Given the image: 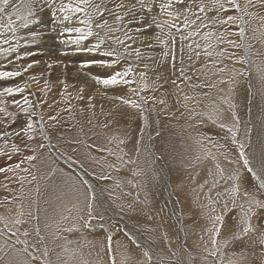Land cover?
<instances>
[{
    "label": "rangeland",
    "instance_id": "rangeland-1",
    "mask_svg": "<svg viewBox=\"0 0 264 264\" xmlns=\"http://www.w3.org/2000/svg\"><path fill=\"white\" fill-rule=\"evenodd\" d=\"M102 2L110 11L101 16L92 13L94 32L107 31L95 28L104 20L112 29H123L135 37V42L125 40V44L129 51L139 49V58L135 54L125 56L111 68L82 66L92 59H108L101 53L110 50L113 42L101 44L99 52L89 51L99 40L96 35L76 44L67 42L68 34L57 33L56 26L85 27L81 21L87 17L77 14L78 20L64 21L58 13L54 19L46 6L29 17L27 27L16 21L15 35L24 38L19 51L0 55V61L5 62L0 63V70L19 71L13 64L20 63L16 56L25 47V55L20 56L25 63L20 66L21 75L0 79V89L27 85L23 93L0 98L5 101L0 106L16 114L5 117L0 113V121L13 133L26 127L29 115L21 113L12 101L23 103L27 96L32 102L29 113L33 123L27 135L21 131L19 137H8L7 146L0 138V149H4L0 168L6 169L0 172V264H113V260L115 264H264V210H257V216L252 217L255 231L242 238H233L240 237L246 226L238 218V209L226 214L225 227L215 245L213 233L208 231L212 218L223 212V201L231 207L235 176L240 177L237 204L246 203L243 192L256 191L260 183L243 163L241 144L249 166L264 179V6L253 0V6L247 8L249 15L243 17L246 23L218 24L217 20L241 13L227 0H220L227 10L219 14L199 12L198 5L211 0H185L175 7L189 21H196L186 29L184 16L176 19L160 9L165 0H147L151 12L140 10L141 0ZM239 2L243 6L245 0ZM19 3L10 0V5ZM118 4L122 7L117 8ZM188 7L191 12L184 11ZM125 12L124 22L116 21V15ZM153 19L164 25L163 29L153 25L138 33L132 31L145 29ZM128 20L135 22L127 24ZM6 22L0 17V23ZM173 23L180 26L179 31L169 28ZM201 24L209 26L200 27V35L180 40L181 35L187 36ZM240 27L245 28L244 36L239 34ZM170 30L176 37L175 61L171 41L169 48H164L157 40L168 39ZM0 32L4 33L0 39L13 36L4 28ZM30 32L41 33L35 43H25ZM123 32L108 35L125 39ZM207 32L215 35L206 40ZM59 38L65 40L64 46L62 41H54ZM228 40L240 47L228 44ZM52 41L55 48L47 46ZM45 47L51 50L41 51ZM73 51L81 52L73 56ZM165 51L168 57L163 56ZM35 58L59 65L66 62L62 66L64 77L61 74L56 80L55 71L42 72ZM28 61L33 64L31 68H27ZM129 64L135 72L129 77L134 81L131 84L104 86L93 79ZM68 65L75 76L64 71ZM141 73L145 75L141 77ZM24 76L37 77V82L31 84L27 77L29 84L22 83ZM209 84L213 86L206 87ZM36 86L41 87H37L39 91ZM120 97L137 102L143 98L145 103L141 109H134ZM220 123L227 127L221 128ZM3 124L0 131L5 130ZM29 135L33 139H28ZM204 137H211L212 142ZM13 143L19 152L12 151ZM33 155L36 159H25ZM17 164L19 168L14 167ZM218 167L224 170V179ZM214 180L218 186L212 188ZM258 198L264 199V194ZM216 200L221 203H213ZM16 219L24 223L15 225ZM8 228L15 235L8 233ZM212 251H216L215 256L210 255Z\"/></svg>",
    "mask_w": 264,
    "mask_h": 264
},
{
    "label": "snow or ice",
    "instance_id": "snow-or-ice-1",
    "mask_svg": "<svg viewBox=\"0 0 264 264\" xmlns=\"http://www.w3.org/2000/svg\"><path fill=\"white\" fill-rule=\"evenodd\" d=\"M185 0H165L164 3L160 5L161 10H166L167 14L169 16H173L176 19H180L182 16H184V13L178 8L175 7V5H183ZM257 2L264 6V0H257ZM227 3L232 6V8L236 9L238 12L241 13V15H229L227 16L226 19H221L217 20L216 23L218 24H236L237 21L240 23H246L244 21V16L249 15L247 12V8L249 6H253V0H245L244 5L242 6L239 0H227ZM37 5L41 9H43L45 6L47 7L48 10L51 12L52 18H57L58 13L62 14L60 17L64 21H73L74 19L78 20L77 14H84L87 19L81 21L85 25V27H75V26H68L65 25L63 28V32L61 35L68 34L67 35V42H71L73 44L79 43L80 41H86L88 37L96 35L99 37V40L97 44L94 46V48L89 49V51H94V52H99L100 50V45L105 43L106 41H112L113 42V47L106 51L101 53V56H106L109 58L113 59H92L89 61H85L82 63V66H92V65H99L101 67L105 68H111L117 65L120 62V59L127 56L131 57L133 54L139 58L140 56V51L139 49H132L129 51L130 46L125 44V40H132L135 42V37L134 36H129L127 32H123V29H112L108 27V21L104 20L102 23H98L95 25L96 29H107L106 32H101V31H95L93 30L92 25V20H93V15L92 13L94 12L96 15L101 16L105 11H110L106 9L103 6V2L101 0V3H95L94 0H67V2H64V0H60L59 3L56 2V0H20L19 4H14L10 5V0H0V17L6 18V23H0V28L7 29L8 32L13 33V36L11 39H0V55L4 56H11L13 53H17L18 49L20 47V41L24 39L23 37H17L15 33L18 31V25L16 24V21L20 22L19 26L22 27H27V25L30 23L29 17H33L36 13L37 10ZM117 8L122 7V5H116ZM91 9V11H89ZM147 10L149 12L152 11V5L147 4V0H141L140 4V10L144 11ZM198 10L200 13L207 14L208 11H215L217 14H219L222 11H226L227 9L225 8V4L221 3L220 0H211V3L205 4L201 3L198 5ZM185 12H191L192 8L188 7L184 10ZM128 12H125L123 15L117 14L115 19L118 22H124V16H127ZM15 17V19H14ZM199 19V17H197ZM261 19H264L262 17ZM143 20V17H141V21ZM134 20H128L127 24H132L134 23ZM196 23L195 20L189 21L186 16H184V19L182 21L183 28H189L190 25H194ZM153 25L156 27L163 29L164 25L160 24L159 21L156 19L152 20L151 24H148L145 26V29H133V32H140L142 30H146L148 28H151ZM209 25L201 24L195 28H193L187 36L181 35L180 40L183 42L185 40L190 39L191 37L200 35L199 28L204 27L207 28ZM170 29H177L179 31L180 26L177 25L176 23H173L169 25ZM112 31H121L123 32V35L125 39H120L119 37H112L108 35V33ZM73 33H78V35L73 36ZM239 34L241 36H244L245 34V28L240 27L239 28ZM4 35L3 32H0V37ZM41 33L39 32H30L29 33V39L25 40V43H29L32 41H35ZM215 33L213 32H207L204 33L205 39H209L210 37L214 36ZM168 39H160V37H157V40H159V43L163 45L164 48H169V42L171 41V49H172V59L175 61L176 56H175V47H176V37L172 36L171 30L167 33ZM221 42H223L222 38ZM228 44L234 46V47H240V45H236L234 41L228 40ZM4 45H7L5 47ZM151 46V45H149ZM189 48L192 47L191 44L188 45ZM199 47V45H197ZM210 47V45H208ZM121 48H123V51H121ZM183 52V48H181V53ZM197 56L199 53H196ZM207 55L211 56V52H206ZM164 57L169 56V52L165 51L163 53ZM21 57L19 55L16 56V59L19 60ZM189 59H191V56H189ZM36 63V62H33ZM182 63V60H181ZM33 64H28L27 68H31ZM51 67V65H49ZM147 68V65H145ZM173 67H175V63H173ZM24 69V71L27 70ZM21 75V71H4L0 70V79H5V78H12V77H17ZM130 75H135L134 69L131 64H129L128 67L115 71L110 75L100 77L96 76L93 79L104 86H115L119 84H124L128 85L133 83L134 81L130 80L129 77ZM141 77H143L145 74L141 73ZM181 75H183V71L181 70ZM33 80H35V77H32ZM175 83V81H173ZM213 85H206V87H212ZM27 85L24 86H10V87H4L3 89H0V98L4 97L5 95L8 96H13L19 93H23L25 91V88ZM131 91L135 92V89H131ZM122 102L126 105H128L131 108L134 109H141V106L145 101L143 98H141L140 102H137L136 99H125L123 97H120ZM12 103L16 105L19 108V111L25 115H29V122L27 123L26 127L22 128L20 131H17L15 133L7 131V124H3V121H0V124H3V127L5 130L0 131V138H4V143L5 146L8 144V137H11L13 135L19 137L20 132H24L26 135L33 129V123L31 122L30 116L31 114L29 113V108L32 107V102L29 100L27 96L23 97V103L21 100H13ZM163 103V101H161ZM0 105H5V101L0 99ZM27 105V107H25ZM0 113H2L5 117H12L13 115H16L15 113L9 112L8 108L6 106H0ZM219 112H217V118H219ZM52 119H55L52 117ZM211 119V117H210ZM214 123L216 122L215 120L213 121ZM221 128L227 127L225 123H220L219 125ZM228 131H232L231 128H228ZM28 139H33L32 136H28ZM204 139L208 140L209 143H211V137H204ZM123 143V141H121ZM197 143H200V141H197ZM43 147V145H41ZM244 146L241 144L240 145V155L243 158V163L247 167V170L249 173H251L252 176H254L257 180L260 181L259 185L257 186L256 191H244L243 196L245 198L246 203H241L237 204L236 199L240 195V177L237 175L235 176V180L237 183H235L232 186L231 189V195H232V200H231V207H229L228 201L225 200L222 203V208L223 212L217 213L213 218H212V227L208 230L213 233V239L212 243L215 245L217 243L216 237L220 236L221 230L225 227V216L229 212H233L235 210L238 211V218L241 223L245 224L246 226L243 227L241 236L236 237L233 236L234 239L242 238V236L247 235L249 231H255V228L252 225V217L257 216V210H264V199L258 198L259 195L264 194V179L261 178L260 175L257 174V172L249 166V160L247 156L245 155L243 151ZM4 149H0V152H3ZM12 151L13 152H19L20 149L17 147L15 143L12 144ZM214 158V157H213ZM28 161H32L36 159V157L33 156H28L25 158ZM199 159V157H197ZM19 164L15 165V168H19ZM6 169L0 168V172H4ZM12 168H8L7 171H12ZM219 172L221 173V179H224L223 176V169L218 167ZM35 179V177H33ZM227 179H233V177H228ZM207 183V181H205ZM217 182L214 180L212 184V188L217 187ZM203 188V185H201ZM211 191V188L209 189ZM227 192L228 189H225ZM217 197L221 195L220 192L216 193ZM94 198V197H93ZM211 199V197H209ZM213 203H221L219 200L213 201ZM89 217H91V205H89ZM213 212H215V208L212 209ZM21 216H23V213H20ZM259 219V217H257ZM3 218L0 217V220ZM24 223L23 220L21 219H16L14 221L15 225H20ZM5 227L7 228V223H5ZM72 229H69L71 231ZM8 233H11L12 235H15V232H13L12 228H8ZM25 236L28 235V232L25 231L23 233ZM37 234H39V229H37ZM109 240V247H111V237L108 238ZM226 241L225 243H227ZM17 243H20V241H17ZM261 243L264 244V239L261 240ZM25 252L28 251L27 248L24 249ZM218 251V249L216 250ZM216 251L210 252V255L215 256ZM146 256H148V259L151 260V256L148 255V253H145ZM35 259V257H33ZM113 264H115L113 260Z\"/></svg>",
    "mask_w": 264,
    "mask_h": 264
},
{
    "label": "bare ground",
    "instance_id": "bare-ground-1",
    "mask_svg": "<svg viewBox=\"0 0 264 264\" xmlns=\"http://www.w3.org/2000/svg\"><path fill=\"white\" fill-rule=\"evenodd\" d=\"M39 6V5H38ZM37 9H41V8H37ZM44 9V8H43ZM43 9H41V10H43ZM40 16H42V15H40ZM38 17V16H37ZM15 19V18H14ZM16 23H18L19 24V22H16ZM67 24V23H66ZM63 25H64V23H63ZM62 25V26H63ZM62 26L61 25H57L56 27H57V33L58 32H60V33H62L61 31H63V28H62ZM55 27V28H56ZM55 35V34H54ZM153 38H154V36H153ZM2 39H4V38H2ZM28 39V38H27ZM46 39H48V38H46ZM45 39V40H46ZM55 42H60L61 43V41H62V45L64 46L65 45V40H61L60 38L58 39V40H54ZM32 42H36V40L35 41H32ZM38 42V41H37ZM41 42V41H40ZM47 43V42H46ZM51 43H53V41L52 42H49V43H47V46H51L52 48H55V46H53ZM71 43V42H70ZM22 45L23 44H21V47H22ZM63 48V47H62ZM65 48V47H64ZM68 49H69V47H67ZM33 49H35V48H31V50L33 51ZM47 51V50H51V48L50 47H45V49H42L41 51ZM66 50V49H65ZM73 50V49H72ZM19 51V50H18ZM20 51H21V53H19V54H17V55H19V56H22V58H23V56L25 55V53H24V51H25V47L23 46L21 49H20ZM37 51L39 52V50L37 49ZM81 51H73L72 53H71V55H77V54H79ZM28 53H30V51H28ZM22 54V55H21ZM14 57V56H13ZM71 57V56H70ZM32 58V57H31ZM49 58V57H48ZM47 58V59H48ZM36 60H37V63L42 67L41 68V71L42 72H45V70L48 72V73H50L49 71L50 70H52V72L53 71H55V73L53 74L54 75V77H55V79L56 80H60L61 79V77H62V75H63V69H62V66H65L66 65V62H64L63 64H57L56 63V61H53L52 59V61H50V60H45L44 58L43 59H37V58H35ZM108 59H111V58H108ZM64 60V59H63ZM6 61V60H5ZM8 61V60H7ZM20 63H15V64H13V65H18L19 66V71H22L23 69H22V67H20L21 65H24L25 63H24V61H23V59H19L18 60ZM50 61V62H49ZM70 61V60H69ZM12 62V61H11ZM17 62V61H16ZM71 62V61H70ZM0 63H5L3 60L2 61H0ZM7 63V62H6ZM30 64L31 62H26V64ZM45 63V64H44ZM10 64V63H9ZM27 64V65H28ZM72 64V63H71ZM8 65V64H7ZM49 65H51V67H49ZM45 66V69L43 68ZM17 68V67H16ZM71 69V67L68 65L67 66V69H65L64 71L65 72H71L72 70H70ZM11 70H12V68H11ZM31 70V69H30ZM28 72V71H27ZM72 73H74V74H71V77H73V76H75V71L73 70L72 71ZM62 74V75H61ZM27 77H29V78H27ZM63 77H64V75H63ZM25 78H27L29 81H33V79H32V77H30V76H24V78H21V80H22V83H24L25 81H27V83L29 84V82H28V80H25ZM37 78V77H36ZM75 78V77H74ZM13 79V78H12ZM11 79V80H12ZM41 79V78H40ZM7 80H9V79H7ZM46 80V79H45ZM35 81V80H34ZM32 82L31 84H33V83H35V82H37V81H35V82ZM12 85H14V84H12ZM14 86H19L18 84H16V85H14ZM38 86H36V91H37V89L40 87H38ZM34 90H35V87H32ZM41 88V87H40ZM38 91H39V89H38ZM37 94V93H36ZM162 135H163V131H162ZM71 145V144H70ZM69 146V145H68ZM70 147V146H69ZM66 148V147H65ZM68 148V147H67ZM71 148H72V145H71ZM73 148H74V146H73ZM181 151V150H180Z\"/></svg>",
    "mask_w": 264,
    "mask_h": 264
},
{
    "label": "water",
    "instance_id": "water-1",
    "mask_svg": "<svg viewBox=\"0 0 264 264\" xmlns=\"http://www.w3.org/2000/svg\"><path fill=\"white\" fill-rule=\"evenodd\" d=\"M99 228V226H95V229H98Z\"/></svg>",
    "mask_w": 264,
    "mask_h": 264
}]
</instances>
